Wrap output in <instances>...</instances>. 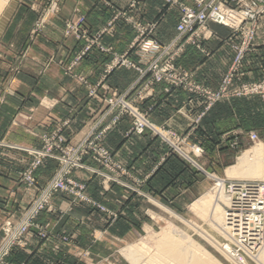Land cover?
I'll list each match as a JSON object with an SVG mask.
<instances>
[{
	"label": "crops",
	"instance_id": "obj_1",
	"mask_svg": "<svg viewBox=\"0 0 264 264\" xmlns=\"http://www.w3.org/2000/svg\"><path fill=\"white\" fill-rule=\"evenodd\" d=\"M107 1L111 5L104 4L103 0H63L61 14L52 16L44 30L34 39L29 37V29L21 31L22 35H18V27L17 35L0 37V88L5 75L12 68L17 70L13 73L15 78L10 85L9 94L0 105V141L39 146L40 133L62 128L63 134L71 143H78L96 117L102 104V95H109L113 91H130L133 96L131 88L136 84H144L145 79H141L134 69L117 68L109 74L105 73V67L112 60L114 53L128 52L133 61H140L136 50H131L136 31L125 17L118 19L110 28V33L107 32L101 37V43L112 48L111 52L93 48L74 67L75 74L86 76L92 86L99 85L96 96L89 97L88 88L66 73L65 67L85 45L83 40L64 35L65 20L75 8L79 14L85 16L86 26L92 32L105 29L115 13L122 10L127 12L131 20L143 24L159 20L154 38L160 44H169L176 38L180 11L176 7H168L164 0H144L136 8L129 7L132 0ZM183 1L194 5L193 0ZM34 2L32 7H26L25 20L29 23L36 17L34 8L45 0ZM258 26L253 50L245 60L244 81H255L264 76V16L259 20ZM209 27L213 32L212 36L201 43L202 47L188 45L178 57L177 63L191 72L197 82L215 89L233 61V45L239 43L240 38L234 37L232 30L226 26L210 23ZM167 88L165 83L156 84L152 96L138 102V105L145 109L149 104H153L151 119L156 124H166L178 132H184L188 120L179 110H185L195 116L203 109L204 100L195 98L183 89L175 88L168 92ZM262 110L263 103L258 97L218 102L205 114L193 138H208L210 142H215V146L228 134L232 138L237 137L240 144L245 139L241 131L256 129ZM27 115L32 118L27 120ZM129 126V119L124 118L117 128L108 134L107 145L116 158L130 168L137 178L150 174L148 182L136 192H129L122 185L112 184L111 190L103 193L94 176L87 181L88 195L102 202L110 210L118 212L116 223L111 228L114 234L120 236L133 235L136 228L131 222L139 223L146 219L147 193L154 196L155 203L182 208L193 199L194 190L197 189L198 192L205 188L199 181L194 183V174L176 158L170 157L163 162L162 157L167 153L168 147L149 132L125 139L124 132ZM223 147L218 145L217 156ZM27 161L23 152L0 146V224L7 216L18 218L21 210L27 207L38 193V188H26L19 182L20 172ZM88 164L96 166L91 160ZM56 169L57 163L54 160L46 161L39 168L36 175L40 186L50 180ZM76 176L87 178V174L81 172ZM52 202L56 211L43 212L38 222H49L56 231L74 232V235L77 233L79 236L83 228L91 231L94 222L106 218V214L102 212L72 203L71 198L63 193H57ZM27 240L28 245L25 248H16L12 252V263L57 264L62 253L78 251L72 245H63V250L59 253L53 251L48 241L44 242L34 233H30Z\"/></svg>",
	"mask_w": 264,
	"mask_h": 264
},
{
	"label": "rangeland",
	"instance_id": "obj_2",
	"mask_svg": "<svg viewBox=\"0 0 264 264\" xmlns=\"http://www.w3.org/2000/svg\"><path fill=\"white\" fill-rule=\"evenodd\" d=\"M144 0H132L129 7L136 8ZM194 5H189L183 0H173L168 2L164 0L166 5L170 8L176 7L180 11L178 24L182 18V8L191 7L197 8L196 0ZM4 7L0 12V37L9 38L16 34V28L19 30L18 35L21 31L24 32L29 29V37L34 39L37 37L46 27L48 20L55 15L61 14L63 10V0H45L43 4H38L34 8L36 14L31 22L25 20L27 16L26 7L34 5V0H5ZM106 5H111L107 0H103ZM78 9L75 10L68 16L65 20L64 35L66 37H74L77 40L85 41V45L82 50L76 55L74 60L65 67L66 73L75 77L80 83L88 88V96L94 97L98 94V87L92 86L86 76L78 75L74 73V67L78 64L93 48H98L103 52H111L112 48L106 47L101 43V37L109 32L110 28L114 26L115 22L125 17L133 26L136 31L135 41L131 45V50H136L135 52L140 56V61H133L128 52L123 54H113L112 60L105 67V73L109 74L117 68H128L136 70L141 79H145L142 86H133L131 91L134 92L133 96L128 92H118L113 91L109 95H102V104L96 113V117L90 124L89 129L84 134L82 139L78 143H71L66 136L63 134L62 128H58L52 132H43L39 134L40 145L39 146H24L18 144H11L0 141L1 147H7L8 149L19 150L26 154L28 161L25 163V167L20 172L19 182L22 186L26 188L39 189L36 197L29 203V205L21 210V214L18 218L15 216H7L0 224V244L4 238V228L7 222L13 221L14 224H19L23 221L24 212L31 206V204L39 197L41 192L48 186V184L54 179L57 171L62 167L65 172V179L69 184H76V190L78 194H72L71 192H57L66 194L71 198L72 203H78L86 206L87 208L102 212L106 214L105 219L97 220L92 224V230L88 228L82 229V234L78 236L77 233L68 231H56L54 227L49 223L38 222L39 216L43 212H55L56 209L52 202V210L43 211L34 221L29 228L28 233L25 235L26 245L15 246L12 248L6 259L10 261V256L16 248H25L28 245L27 236L30 233H34L39 239L48 241L53 248V251L61 252L63 245H72L76 247L78 251L73 253H62L58 259L57 264H165L159 257H155L157 253L160 254V250L166 247L163 242L172 241L176 244L175 248H180L181 245L184 246V251H195L198 253L200 250L207 252L210 256L214 257L217 263L221 264H238L235 263L232 257L222 251L221 245V234L222 232L218 228L217 218L223 220L224 210L229 204L230 198L223 197L220 206H216V201L218 200V190H216V184L219 180L226 179H237V180H249L248 178L254 176L252 171L250 174L248 170L250 166L246 165L239 171L238 174L231 177L228 174V170L233 166H242L243 156L249 150L257 149L262 150L259 155H255L254 159L260 164V169L258 172V178L264 177V94H246L242 92V95L230 97H223L220 100L215 101L210 107V100L207 98L206 94L201 91H190L184 87H174L168 85L167 91L172 89H183L192 94L195 98H201L204 100V107L201 111L193 116L190 115L185 110H179L181 114L186 116L188 120L187 129L184 132H178L173 128L167 126L166 124H156L151 118L154 112V105L149 104L145 109H142L138 102L146 100V98L152 96L153 88L156 82H150L152 79V74L148 71L154 67L157 63L160 66H166L173 64L176 69L182 71L183 73H188L190 75L189 82L191 85L200 87L201 89H208L211 92H217L220 85L222 84L225 76L229 73L233 61L230 64L226 74L223 76L219 86L215 89L210 88L204 84L196 81L193 74L187 71L185 68L177 63L178 57L184 52L188 45L202 47L201 43L210 38L198 37L199 43L192 44L188 43L189 37L191 35H184L181 38L177 32L176 38L169 44L162 45L154 38L156 33L159 20L150 21L147 23H141L137 20H131L130 16L126 11H118L115 13L112 20L109 22L105 29L99 30L97 32H92L86 26V18L83 14L78 13ZM263 17V16H262ZM261 17V18H262ZM84 18L82 23L80 20ZM260 18V19H261ZM259 19V20H260ZM208 29L212 32L209 27ZM177 24V25H178ZM218 24V23H217ZM155 25V26H152ZM221 25V24H220ZM259 25V21H258ZM257 25V34L258 26ZM139 26L146 27V36L149 39L154 40L163 49L161 51H144L143 48V37L139 38L140 31ZM224 26V25H223ZM227 27V26H226ZM229 28V27H228ZM152 31H149V30ZM231 29V28H230ZM232 30V29H231ZM112 32V31H111ZM213 33V32H212ZM256 34V36H257ZM204 35V34H203ZM232 35L234 37L240 34H235L232 30ZM255 36V38H256ZM193 40H195L193 38ZM255 40V39H254ZM254 42V41H253ZM240 43V42H239ZM237 43V44H239ZM236 45V44H234ZM234 50V48H233ZM252 49L246 52L244 61L241 66V74L234 78L232 83V88L239 87L243 84H253L264 82V76L255 81H244V64L247 55ZM235 57V51H234ZM51 61V60H49ZM141 70V71H140ZM17 70L12 68V70L5 75V79L0 88V105L5 101L6 95L9 94V88L14 80V75ZM144 73V76L142 75ZM12 74V75H11ZM234 93V92H233ZM264 93V92H262ZM237 95V94H236ZM126 97L125 99H123ZM258 97L263 103V110L261 115L258 117V125L254 130L245 129L241 131V135L245 137L243 141L238 142L236 138L230 137L228 134L223 136V140L219 144H214L208 138H203L199 140H194L193 135L195 131L200 127L201 121L205 114L218 102L239 99V98H250ZM129 102L132 111L125 109L121 100ZM134 112L141 114L148 124L146 123L143 127L141 133H136V117ZM31 115H27V120H30ZM128 118L130 121L129 128L124 132V138L130 139L134 135H141L146 131L149 132L154 138L159 139L167 147V153L162 157V161L165 162L168 158L173 157L184 164V166L194 174V183H203L204 189L194 190V197L182 208L179 206L161 205L155 203L154 196L146 194V200L148 206L146 209V219L142 222H131L135 226V232L130 236H120L114 234L111 226L115 225L116 219L118 217V212L110 210L102 202L97 199L92 198L87 193V181L94 176L98 182L103 193H107L111 190L112 184H119L127 188L129 192L140 191V187L148 182L150 174H146L142 178H137L135 174L125 166L121 161H119L114 152L107 145V136L113 131L119 123L124 119ZM244 128V126H243ZM248 128V127H245ZM232 134V133H229ZM256 134L258 137L253 140L251 137ZM233 135V134H232ZM210 144V145H209ZM218 145L220 148V155L217 156ZM82 149V150H80ZM216 149V150H215ZM80 150V151H79ZM79 151V152H78ZM78 152V156L75 153ZM42 154V155H39ZM54 160L57 163V169L50 180L43 186H40L37 179L36 172L41 168L46 161ZM91 160L96 166L88 164ZM63 163V164H62ZM65 166V167H64ZM247 168V169H246ZM247 172H246V170ZM251 170V169H250ZM86 173L87 178H79L76 176L77 173ZM248 173V175H247ZM252 173V174H251ZM246 175V176H245ZM90 176V177H89ZM249 176V177H248ZM89 177V178H88ZM247 177V178H246ZM71 186V185H69ZM55 193L52 197V201ZM209 194V195H208ZM211 196L210 199L209 196ZM84 197L85 200L82 198ZM225 197V198H224ZM84 223V222H80ZM87 223V222H85ZM138 225V226H137ZM93 226L95 228H93ZM119 230H123L120 229ZM44 232L46 238L40 236V233ZM127 233V231H126ZM175 239V240H174ZM218 242L219 246L214 244L211 240ZM140 249V260L135 261L131 258L129 254L130 249ZM76 249V250H77ZM183 249V248H182ZM235 258V257H234ZM239 262V260L237 259ZM12 263V262H11ZM15 264V263H13ZM26 264V263H20ZM174 264V263H172ZM239 264H261L258 262L254 256L253 261L250 262L242 261Z\"/></svg>",
	"mask_w": 264,
	"mask_h": 264
},
{
	"label": "built area",
	"instance_id": "obj_3",
	"mask_svg": "<svg viewBox=\"0 0 264 264\" xmlns=\"http://www.w3.org/2000/svg\"><path fill=\"white\" fill-rule=\"evenodd\" d=\"M167 1L170 3L173 0ZM196 4L197 8H182V18L177 25L180 38L184 35H191L192 37L188 39L191 42L188 43L198 44L200 35L202 37L212 35V32L208 29L209 22L227 26L235 34L241 36L240 43L233 45L235 51L234 61L219 90L211 92V90L191 85L189 82L190 75L176 69L173 64L160 66L155 63L154 67L148 71L152 74L150 82H167L170 86L204 92L210 100L209 107L225 96H238L242 95V92L249 95L264 94L262 93L264 92V82L243 84L232 88L234 78L241 74V66L246 52L252 49L257 34L258 21L264 16V0H196ZM84 20L82 18L80 21L83 23ZM139 31V38L144 36L142 40L144 51L153 52L163 49L154 40L146 36V27L139 26ZM142 75L144 76V73ZM123 99L120 101L122 106L132 111L129 102ZM134 114L137 119L135 124L136 133H141L144 125L148 122L141 114L137 112H134ZM251 138L256 140L258 137L253 134ZM78 152L75 153V156H78ZM62 167L39 197L24 212L23 221L19 224H14L13 221L6 223L4 238L0 244V264H13L6 257L13 247L26 245L25 235L28 233L33 221L43 211L53 209L52 197L55 193L67 191L78 194V191L75 192L76 190H74L77 185L67 183ZM216 186H221L230 198L229 204L225 208L221 245L232 257L243 262L253 261V256L264 248V177L259 180L222 179L217 182ZM82 199L85 200L84 197ZM40 236L46 238L44 232L40 233Z\"/></svg>",
	"mask_w": 264,
	"mask_h": 264
},
{
	"label": "bare ground",
	"instance_id": "obj_4",
	"mask_svg": "<svg viewBox=\"0 0 264 264\" xmlns=\"http://www.w3.org/2000/svg\"><path fill=\"white\" fill-rule=\"evenodd\" d=\"M5 0H0V12L2 11L3 7H4V4H5ZM262 152V150H257V149H252V150H249L246 154H244L243 156V163H242V166L239 167L240 165L238 166H233L231 167L229 170H228V174L231 176V177H238V176H234L236 174L239 173L240 170H242V168L246 165L250 166V169L248 170V173L250 174V172L252 171L253 174H256L254 176H248L249 180H259V179H262V178H258L260 176H258V172L259 170L262 168H260V164L256 159H254V156L255 155H259L260 153ZM264 163V161H263ZM247 167V166H246ZM247 169V168H246ZM245 169V170H246ZM247 172V170H246ZM247 173V175H248ZM251 173V174H252ZM260 173V172H259ZM258 174V175H257ZM246 176V175H245ZM247 178V177H246ZM216 190H218V200L216 201V206H220V202H222L223 200V197L222 196H225V197H229L227 195V193H225V191L223 190V188L221 186H217L216 187ZM209 195V194H208ZM211 195L209 196L208 199L211 198ZM224 197V198H225ZM224 214H225V210H224ZM217 225H218V228L220 229V231L222 232V226H223V223H224V216L222 217L223 220H219V218H217ZM175 240V239H174ZM214 244H216L217 246H219L218 242L215 241V240H211ZM163 244L166 246L164 247L162 250H160V254L157 253L155 257H159L160 260H162V262L165 264H221V263H217V261L214 259V257L210 256L207 252H204V255L201 254L203 253L202 250H200L198 253H196L195 251H187L185 252L184 251V246L182 244L181 247V250L180 248H175L176 247V244H174L172 241H166V242H163ZM222 251H225L226 254L230 255V253H228L227 250H225L223 247H222ZM140 249L138 248H135V249H130L129 250V254L131 256V258H133L135 261L137 260H140V257H138L140 254ZM232 257V256H231ZM233 261L235 263H238L239 262H242L239 260V262L237 261L236 258L232 257ZM254 258L260 262L261 264H264V248L262 250H260V252H258Z\"/></svg>",
	"mask_w": 264,
	"mask_h": 264
}]
</instances>
